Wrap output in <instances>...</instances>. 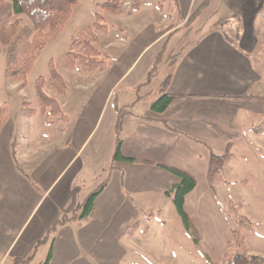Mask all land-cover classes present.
<instances>
[{"label": "crops", "instance_id": "0c3cea01", "mask_svg": "<svg viewBox=\"0 0 264 264\" xmlns=\"http://www.w3.org/2000/svg\"><path fill=\"white\" fill-rule=\"evenodd\" d=\"M207 1L208 6L189 27L194 34H188V19ZM174 3L181 18L159 38H166L169 48L170 38L186 30L187 42L179 44L182 46L177 53H171L177 55L174 62H163L171 64L170 82H165L163 91L174 96L164 112L151 109L153 100L147 111L138 112L137 108L146 101L140 95L130 104L114 107V85L123 76L114 84L104 77L107 67L98 72L90 88L77 83L72 93L68 85L67 92L59 94L67 121L43 114L37 99L39 105L33 106L36 114L32 118H25L21 112L18 117L8 113L0 127V152H7L13 171L31 183L30 195L11 192L31 204L24 224L31 226L28 249L42 240L45 245L52 244L50 263L56 259L57 244H61L68 253L59 255L58 264H72L76 259L74 247L97 242L92 239V231L98 228L120 231L128 247L136 246L151 255L140 241L144 224H153L158 215L162 225L170 228L166 212H174L173 208L177 211L166 192L180 179L163 165L185 170L197 179L196 188L185 200L186 210L196 223L191 201L199 200L204 191L216 193L223 183H216L214 188L208 183L211 153H223L229 142L234 143L232 152L239 147L248 149L255 142L264 146V133L251 130L264 123V95L252 93L263 81L254 68L261 57L256 51L261 37L259 29H264L261 17L264 0H174ZM141 10L142 7L130 17ZM197 21L200 27L194 29ZM208 22H211L208 27L201 25ZM151 68L152 65L147 66L140 77L149 75ZM133 85L139 89L136 82ZM86 91L93 96V101L87 99L91 104L85 100ZM120 111L125 113L121 151L125 157L136 159L135 162L114 159ZM238 118L241 125L234 123ZM216 141L219 152L214 148ZM14 148L19 160L14 156ZM105 182L106 187L89 216L58 224L50 233L58 221L71 216ZM81 230L86 231L82 239L77 237ZM166 238V245H171ZM28 249L14 256L9 251L0 252V262L23 261L26 255L30 256ZM35 257L23 262L30 264Z\"/></svg>", "mask_w": 264, "mask_h": 264}, {"label": "rangeland", "instance_id": "374dc122", "mask_svg": "<svg viewBox=\"0 0 264 264\" xmlns=\"http://www.w3.org/2000/svg\"><path fill=\"white\" fill-rule=\"evenodd\" d=\"M105 1L107 0H82L76 6L74 14L61 34L51 39L39 52L34 67L27 75L24 88L6 77V52L0 55V103L8 104V113L11 117L20 115L24 102H29L31 107L39 105L36 103V81L41 76L46 80L49 79V63L52 60L66 78L70 87L69 93L75 90L77 83L91 87V81L98 77L99 71H91L79 63L75 68L69 67L65 56L71 46L72 36L93 26L97 13L103 15V23L107 27L106 31H97L100 38L98 47L104 58L108 60V72L104 77L115 84V81L123 76V79L114 85L112 93L114 107L130 104L140 95L146 99L145 103L137 108V111L142 113L149 109V104L164 94L163 88L171 71L170 63L161 64L159 71L153 75L148 84L144 83L148 81L149 75L143 77L140 75L147 66L152 65L153 68L157 55L162 51L166 41V38L159 36L181 18L179 7L175 6L174 0H143L141 12L130 17V14L134 13L131 9L134 0H124V6L118 13L98 7L99 3ZM16 18L28 23L22 16ZM210 24L211 22H208V25L205 23L201 25L208 27ZM190 26L188 25V34L192 35L194 32L189 28ZM194 27V29L200 27V22H195ZM185 31L180 30L170 38L166 56L171 55L172 52L177 53L181 46L186 44ZM259 32L261 37L256 55L261 57L256 61L254 70L258 75H262L263 81L252 93L264 95V29H259ZM135 82L139 89H135L133 85ZM46 86L49 94L59 98V93L52 86L48 83ZM84 96L87 102L89 101L87 99L93 101V96H89L87 91ZM241 116L243 114H240ZM234 123L241 125L239 118L234 120ZM262 139L264 142V138ZM214 144L215 150L221 151L218 149L217 141ZM258 144L255 142L248 149L236 148L233 151L237 156L236 160L230 164L228 162L223 170L226 182L218 186L216 193L211 195L204 191L199 200L191 201V210L194 212L192 214L197 223L195 224L202 236L200 244L194 242L192 236L183 227L178 212L173 208L174 212H166L170 228H165L157 215L155 222L153 224L146 222L140 232V241L151 255L141 252L136 246L128 247L122 240L120 231L98 228L92 231V239L97 242L80 243L74 247L76 259L72 264H113L117 261L122 264H208L206 253L212 254L219 264H224L227 252L242 251L239 248L230 250L227 248V243L233 239L231 228L236 227V213L230 211L231 203L239 209L240 215L249 217L254 224L252 231L247 228L241 229L247 245L246 252L264 256V146ZM18 191H21L22 195H30L31 183L29 184L25 178H21L13 171L9 155L2 150L0 152V252L9 251L13 256L29 248L27 242L31 232L29 223L24 227L31 204L24 203L23 198L11 194ZM85 233L86 231L81 230L77 237L82 239ZM166 237L171 240V245H166L164 241ZM52 247V244L42 243L34 262L30 264H49L51 262V260L48 262L49 253L52 251L53 254L54 251ZM56 249V259L50 264H58L59 255L68 253L61 244H57ZM34 250V246L28 249L29 254L32 255ZM21 262L25 264L22 260ZM0 264L6 263L2 261Z\"/></svg>", "mask_w": 264, "mask_h": 264}, {"label": "trees", "instance_id": "16d2710c", "mask_svg": "<svg viewBox=\"0 0 264 264\" xmlns=\"http://www.w3.org/2000/svg\"><path fill=\"white\" fill-rule=\"evenodd\" d=\"M82 0H0V55L6 52L7 67L5 75L8 79L21 82V88L26 86L27 75L34 67L38 54L42 51L51 39L58 37L66 27L67 23L74 14V10ZM143 0H134L132 4V12H138L142 7ZM207 1L198 11L190 16L188 25H191L203 10L208 6ZM124 6V0H107L99 3L98 7L102 10L118 13ZM16 16L24 17L28 23H23ZM96 22L86 31L73 35L71 38V46L66 53L65 60L69 67L75 68L77 64L87 67L91 71L104 72L108 67V60L104 58L98 47L100 38L97 31H106L107 27L103 23L102 14H96ZM261 17L264 19V7L261 10ZM168 43L164 45V49L158 55L155 64L149 74L148 84L153 75H155L160 64L166 60L174 62L177 55L166 56ZM170 56V55H169ZM50 77L48 81L43 76L36 81V96L40 104L41 112L45 115L59 117L61 120L67 121L68 116L65 114L62 105L55 95H51L46 90L47 83L52 86L59 94H65L68 84L64 75L58 70L55 62L49 63ZM171 76H168L166 84H169ZM253 97V96H252ZM174 96L165 92L159 99L155 100L151 106L154 112H164L172 103ZM9 108L7 103H0V127L8 116ZM21 114L25 118H32L36 114V109L31 107L29 102H24L21 108ZM125 113L119 112L117 124V146L114 154L115 160H127L131 162L137 161L134 158L125 157L122 154V139L120 137ZM252 132L256 134L264 133V123L253 127ZM233 142H229L223 153H211L207 179L211 188L216 183L226 182L223 175L225 165L235 158L232 152ZM16 148V146H14ZM14 148V156L19 160L17 149ZM168 171L179 177L180 181L172 186L166 192V195L172 199L176 210L182 219L183 225L187 232L192 236L196 244L202 242V236L194 223L189 212L185 207L186 196L192 192L197 186V179L191 173L172 166H164ZM106 182L101 184L96 190L91 192L88 197L80 203L71 216L63 217L50 230L52 233L58 224L67 222L68 220L84 219L91 214L98 196L106 187ZM230 204V211L236 213V227H232L231 231L233 239L227 243V248H239V252H227L224 264H264V256L249 254L246 252L245 237L242 228L254 230L252 220L240 215L238 208ZM45 240L40 241L34 250L24 262H30L35 257V253ZM52 258V251L49 253L48 262ZM208 264H219L214 256L210 253L205 254ZM22 259L16 261L18 264Z\"/></svg>", "mask_w": 264, "mask_h": 264}]
</instances>
